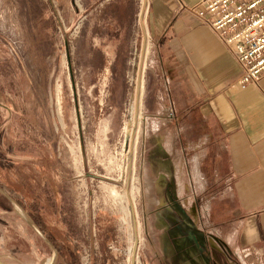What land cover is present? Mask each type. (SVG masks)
Masks as SVG:
<instances>
[{"label": "rangeland", "instance_id": "1", "mask_svg": "<svg viewBox=\"0 0 264 264\" xmlns=\"http://www.w3.org/2000/svg\"><path fill=\"white\" fill-rule=\"evenodd\" d=\"M141 1L131 27L116 29L104 0H0V258L7 264L199 258L194 237L191 244L171 230L174 246L164 231L184 217L194 223V197L153 182L157 168L147 165L161 158L152 114L162 91ZM208 257L223 260L211 248Z\"/></svg>", "mask_w": 264, "mask_h": 264}, {"label": "crops", "instance_id": "2", "mask_svg": "<svg viewBox=\"0 0 264 264\" xmlns=\"http://www.w3.org/2000/svg\"><path fill=\"white\" fill-rule=\"evenodd\" d=\"M104 1L111 25L131 27L138 0ZM144 1L151 72L162 91L152 114L161 158L147 165L157 168L153 182L194 197V223L184 217L179 226L203 240L195 246L199 258L191 252L194 259L179 264H219L208 257L210 248L221 264H264V75L238 87L241 68L210 27L177 0Z\"/></svg>", "mask_w": 264, "mask_h": 264}, {"label": "built area", "instance_id": "3", "mask_svg": "<svg viewBox=\"0 0 264 264\" xmlns=\"http://www.w3.org/2000/svg\"><path fill=\"white\" fill-rule=\"evenodd\" d=\"M180 8L210 27L238 62L240 88L257 83L264 75V0H200ZM142 5V3L140 4Z\"/></svg>", "mask_w": 264, "mask_h": 264}, {"label": "flooded vegetation", "instance_id": "4", "mask_svg": "<svg viewBox=\"0 0 264 264\" xmlns=\"http://www.w3.org/2000/svg\"><path fill=\"white\" fill-rule=\"evenodd\" d=\"M171 201H172L171 197H168V198L165 199V202L168 203V204L172 203ZM172 226L169 227L170 228L169 231L167 229L166 232L168 231V234H170V236H169L170 237V242H172L174 246H179L180 243H177V241L171 237V234H172L171 230L172 231L173 230L174 231L175 230L176 231H181L182 228H180L179 224H176V223H174ZM187 227L189 228L188 225H187ZM181 234H183V236H185V237L187 236L186 238L184 237V239L182 241H185V242H188V243H191V244H192V238L194 237L193 243H194L195 246H197L198 249L200 248V246L203 243L202 237H200L198 234H195L193 232L190 233L189 231H186V232L181 231Z\"/></svg>", "mask_w": 264, "mask_h": 264}, {"label": "water", "instance_id": "5", "mask_svg": "<svg viewBox=\"0 0 264 264\" xmlns=\"http://www.w3.org/2000/svg\"><path fill=\"white\" fill-rule=\"evenodd\" d=\"M0 264H7V263L0 258Z\"/></svg>", "mask_w": 264, "mask_h": 264}, {"label": "bare ground", "instance_id": "6", "mask_svg": "<svg viewBox=\"0 0 264 264\" xmlns=\"http://www.w3.org/2000/svg\"><path fill=\"white\" fill-rule=\"evenodd\" d=\"M52 260V259H51Z\"/></svg>", "mask_w": 264, "mask_h": 264}]
</instances>
